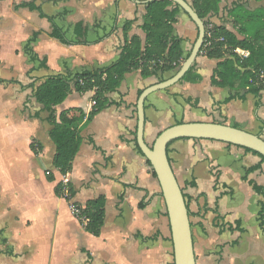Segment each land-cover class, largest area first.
Segmentation results:
<instances>
[{"label":"crops","instance_id":"crops-1","mask_svg":"<svg viewBox=\"0 0 264 264\" xmlns=\"http://www.w3.org/2000/svg\"><path fill=\"white\" fill-rule=\"evenodd\" d=\"M30 1L0 0V264H174L165 201L136 140L140 92L172 73L143 76L140 68L132 69L115 90L105 92L102 106L81 127L79 148L66 174L53 165L48 112L29 87L54 74L110 65L125 39H138L143 49L147 0H33L69 38L76 23L87 26L90 43L68 45L50 36L51 22L37 9L21 5ZM205 20L223 26L237 40L262 36L264 45V0H220L218 11ZM172 26L167 47L170 39L179 40L185 59L197 26L182 10ZM34 33L38 36L31 47L39 60L45 58V68H37L39 60L31 62L22 50ZM235 52L243 58L250 53L241 47ZM226 57L228 50L222 57L199 52L192 65L197 81L177 82L146 97L148 145L179 120L224 121L264 139V89L256 98L245 89L212 84ZM94 92L72 88L55 106L56 116L73 107L89 114L96 107ZM237 94L245 96L226 102ZM32 142L41 146L38 154ZM167 154L188 209L196 264H264V193L254 188L264 187L261 157L238 145L193 138L171 141ZM64 179L82 205L104 196L99 235L86 231L68 200L56 194Z\"/></svg>","mask_w":264,"mask_h":264},{"label":"trees","instance_id":"trees-1","mask_svg":"<svg viewBox=\"0 0 264 264\" xmlns=\"http://www.w3.org/2000/svg\"><path fill=\"white\" fill-rule=\"evenodd\" d=\"M219 2L220 0H192L191 4L205 25V37L200 52H205L208 57H222L225 50L229 52V57L223 58L219 62L212 78V84L219 87H229L234 90L245 89L247 93H251L258 98L261 90L264 89V45L261 42L263 37L257 36L255 38L237 40L236 36L223 26H210L205 18L209 13L218 11ZM21 5L37 9L40 16L46 17L52 25L50 36L61 43L67 45L90 43L86 39L87 26L83 22H78L74 25V36L69 38L66 32L58 25L55 18L46 15L33 0L24 2ZM145 9L143 30L146 32V43L143 49L138 39L130 41L125 39L119 57L110 65L82 69L74 74L70 71L65 74H54L46 77L38 86H34L33 82L29 85L33 90L35 100L43 105V110L48 112L46 121L51 125L49 136L55 145L53 165L62 174H66L72 168L73 158L80 144L81 127L91 121L102 106L99 100L103 99L105 92L116 89L126 72L140 68L143 76L155 75L158 70L162 72L165 70L170 71L173 74L184 60L179 40L170 39V45L167 47L168 35L172 32V24L176 22L181 8L171 0H153L145 4ZM37 36L38 33H34L22 48L24 54L28 56L31 62L39 60L31 47ZM102 37L97 38L95 42L101 40ZM220 37L223 38V41L219 40ZM237 47L248 49L249 55L245 58L239 56L235 52ZM45 62V58L39 60L37 68H45ZM199 77L198 74L193 73V67L191 66L179 82H195ZM72 88L78 92L95 90L94 100L96 107L89 114H85L81 108L73 107L61 111L56 116L55 106L65 100ZM244 96L245 94L233 95L228 97L226 102L236 97L243 99ZM194 105H197V101H194ZM259 105V101H256V108ZM258 120L260 121L259 118ZM180 122L183 121L179 120L175 123ZM221 123L225 122L222 121ZM31 148L34 153L38 154L41 146L39 145L37 149L32 142ZM253 152L259 155L262 162H264V156L255 151ZM147 161L150 163L148 159ZM255 168L253 167L249 170ZM152 174L156 177L154 170H152ZM47 179L49 181L54 180L51 172L47 173ZM254 188L264 193L263 186L254 185ZM68 189L70 196L74 197L75 190L70 185ZM62 190L63 185L59 183L55 187V192L60 197H62ZM105 203L104 196L99 195L86 201L84 208L81 209V216L88 218V222L83 226L86 231L93 235H99L100 233L104 221ZM75 204L81 205L78 202H75ZM263 211L264 204L261 209V212Z\"/></svg>","mask_w":264,"mask_h":264},{"label":"water","instance_id":"water-1","mask_svg":"<svg viewBox=\"0 0 264 264\" xmlns=\"http://www.w3.org/2000/svg\"><path fill=\"white\" fill-rule=\"evenodd\" d=\"M153 0H147L150 2ZM189 15L198 32L188 56L173 74L156 84L150 85L139 94L137 110L136 140L143 155L149 160L159 182L170 223L174 264H196L193 237L186 202L168 159L167 148L171 141L179 138L212 139L238 145L264 156L263 137L242 128L216 121H189L170 125L160 131L152 146L144 139L145 99L155 91L179 82L196 60L205 37L204 21L187 0H171Z\"/></svg>","mask_w":264,"mask_h":264},{"label":"built area","instance_id":"built-area-1","mask_svg":"<svg viewBox=\"0 0 264 264\" xmlns=\"http://www.w3.org/2000/svg\"><path fill=\"white\" fill-rule=\"evenodd\" d=\"M219 40L223 41V38L220 37ZM245 53H247V51H243V54ZM92 104L95 105L94 99L92 100ZM62 185H63L62 197L68 200V202L70 203V207L72 209L74 216L80 221L81 224L85 225L88 222V218L85 216H81V209L84 208V205L75 204L76 201H74L73 197H71L69 193V189H68L69 183L67 179L63 180Z\"/></svg>","mask_w":264,"mask_h":264},{"label":"rangeland","instance_id":"rangeland-1","mask_svg":"<svg viewBox=\"0 0 264 264\" xmlns=\"http://www.w3.org/2000/svg\"><path fill=\"white\" fill-rule=\"evenodd\" d=\"M83 225V224H82Z\"/></svg>","mask_w":264,"mask_h":264}]
</instances>
